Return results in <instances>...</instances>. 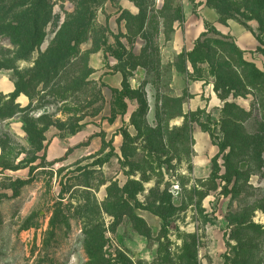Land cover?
I'll use <instances>...</instances> for the list:
<instances>
[{"label":"rangeland","instance_id":"1","mask_svg":"<svg viewBox=\"0 0 264 264\" xmlns=\"http://www.w3.org/2000/svg\"><path fill=\"white\" fill-rule=\"evenodd\" d=\"M95 1L81 53L48 82L33 79L36 62L75 1L50 0L53 22L28 58L0 36V264H87L89 224L100 227L107 264H230L228 212L251 207L264 228L254 208L264 204V168L243 147L236 191L220 179L230 152L221 109L237 102L252 113L243 129L261 136L264 127L252 93L220 99L201 43H234L264 71V15L227 18L217 0ZM57 204L72 208L69 228L51 229ZM254 238L262 255L264 235Z\"/></svg>","mask_w":264,"mask_h":264},{"label":"trees","instance_id":"2","mask_svg":"<svg viewBox=\"0 0 264 264\" xmlns=\"http://www.w3.org/2000/svg\"><path fill=\"white\" fill-rule=\"evenodd\" d=\"M73 1L77 3L76 9L73 13L66 14V19L53 41L55 45L50 46L45 52L41 53V57L36 62L38 70L35 73L37 75L33 78L34 80L41 79L42 82H48L51 75L56 74L61 69H58L60 63L80 52L79 46L89 39L88 33L92 30V22L88 18L89 16L87 17L88 12L84 10L87 3L96 1ZM217 1L216 7L221 9V12L227 18L234 13L246 14L257 20H262V15H264V0ZM53 6L50 4V0H24L21 3H17L16 0H0V36L6 37L11 45L17 48L19 59L28 58L35 50L40 49L46 36L44 27L53 22ZM18 8L20 9L19 12H14ZM201 46L208 48L204 50L205 55L202 59L210 65L216 76L215 88L220 99L225 101L230 95L236 99L252 93L254 97L253 105L259 106L261 127H264V71L257 68L253 62L247 61L244 52L234 43L215 39L209 40L207 44L202 42ZM198 47L195 48L193 55L198 53ZM212 48H216V51L212 52ZM261 49L264 54V48ZM217 51L220 52L218 57L215 56ZM112 90L113 92L117 91L116 88ZM221 110V128L225 134V142L229 146L230 152L224 159L225 171L220 179L225 182L226 186L234 181L233 191H236L241 173L237 168L239 162H235L233 158L243 147L254 152L259 151L257 160L259 166L264 168V161L261 159L264 135L251 134L243 129L241 124L243 125V123L245 124L250 120L252 113H247L237 102L226 101ZM243 116L247 117L246 121H244ZM78 127L75 126L72 133L75 134ZM261 131L264 134V129L261 128ZM258 201H264V198ZM116 207L117 214L114 216L120 217V210L123 206L116 204ZM255 207H258L264 213V204L261 206L254 205ZM251 213V207L245 209L238 207L236 210L228 212L229 219L234 221L232 225L237 226L233 230L237 245L234 248L235 254L233 259L230 260V264H264V252L260 255L258 252L259 247L256 245L254 238L255 236H263L264 228L249 220ZM71 216H73L71 207L57 204L52 212L51 229H56V225L69 228L70 219L68 218ZM33 218V216L28 217L23 229L33 227ZM84 230L87 237V240H85V253L89 259L87 264H107V260L104 259L100 249V227L98 225L91 227L89 224ZM244 236L247 237V240L242 238ZM252 236L254 237L252 238ZM187 248V251H189L190 247ZM189 261L195 260L190 257ZM188 264H191V262H188Z\"/></svg>","mask_w":264,"mask_h":264},{"label":"crops","instance_id":"3","mask_svg":"<svg viewBox=\"0 0 264 264\" xmlns=\"http://www.w3.org/2000/svg\"><path fill=\"white\" fill-rule=\"evenodd\" d=\"M243 49V48H242ZM245 49V48H244ZM122 80H123V78H122V76L121 77H117L116 78V82H115V85H112L111 87H113V88H118V87H120V85L122 84Z\"/></svg>","mask_w":264,"mask_h":264}]
</instances>
